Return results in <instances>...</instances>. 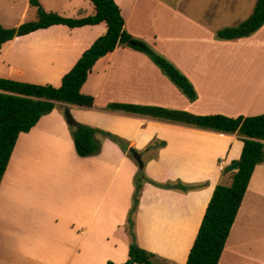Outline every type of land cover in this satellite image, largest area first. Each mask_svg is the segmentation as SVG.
<instances>
[{
  "label": "crops",
  "instance_id": "0c3cea01",
  "mask_svg": "<svg viewBox=\"0 0 264 264\" xmlns=\"http://www.w3.org/2000/svg\"><path fill=\"white\" fill-rule=\"evenodd\" d=\"M116 1L122 9L126 30L153 43L158 52L182 70L195 85L198 99L190 101L145 53L132 47L118 46L100 59L83 88L84 93L96 96V106L87 108L63 102L58 106L69 107L78 123L124 140L128 149L113 138L97 134L102 141L101 152L80 156L68 124L59 122L61 116H56L57 125L56 119L53 123L45 122L51 115L44 116L30 132L22 133L0 186V264H85L84 260L95 259L98 248H109L128 260V241L114 239L117 227L104 236L96 228L102 211L110 216L113 203H121L125 191L130 203L133 185L128 190L119 182L126 167L131 169L132 179L139 168L130 148L142 153L146 174L168 186L147 184L143 188L135 217L139 245L160 260L186 264L214 191L219 183L231 181V172L224 170L241 158L244 142L238 134L114 111L108 105L161 106L198 115L231 117L264 114V76L239 74L244 67L264 65V26L251 37L220 40L217 31L235 25L214 28L211 21L216 5L212 15L208 12L205 18L196 19L187 9L163 4L167 14L148 13L147 20L151 19L148 23L153 28L147 35L129 27L132 19L142 13L137 10L139 0ZM30 8L36 9L28 0L17 26L25 22ZM97 26H65L86 36L82 42H90L82 46L70 38L67 44L45 43L41 47L45 52L42 62L55 64L65 60L66 66L72 64V69L92 46L86 29ZM17 38L20 37L7 44L5 59L11 57ZM39 46L28 51L37 55ZM38 57L41 59V55ZM39 61L37 57L33 59L34 64ZM5 67L3 62L0 77L5 75ZM71 69L52 73L64 77ZM43 72L38 70V74ZM39 80V75L38 79H25ZM156 141L165 145L150 149ZM48 151H56L57 155L50 156L45 163ZM263 164L256 167L253 177ZM172 184L176 187H170ZM180 184L191 189L183 191ZM250 186L251 183L248 191Z\"/></svg>",
  "mask_w": 264,
  "mask_h": 264
},
{
  "label": "trees",
  "instance_id": "16d2710c",
  "mask_svg": "<svg viewBox=\"0 0 264 264\" xmlns=\"http://www.w3.org/2000/svg\"><path fill=\"white\" fill-rule=\"evenodd\" d=\"M95 11L83 18L65 17L47 11L40 0H30L37 10L38 19L25 21L18 28H6L0 22V51L16 37H24L53 26H67L71 29L106 24L107 32L88 48L74 67L64 75L62 84L42 85L0 77V186L22 133L30 132L45 115L54 111L57 103L63 102L82 107L96 106V96L83 92L84 85L100 59L118 46L126 45L145 53L160 70L176 85L190 101L198 99L195 85L170 59L156 51L145 41L134 37L125 28V18L116 0H91ZM264 26V0H258L253 14L242 23L220 29L216 37L220 40H238L251 37ZM136 44V45H135ZM114 111L151 116L174 123L185 124L226 134H238L244 142L238 171L231 173V181L219 183L207 207L202 225L186 264H220L232 228L245 200L253 174L258 165L264 163V114L231 117L224 114L198 115L186 110L161 106L111 103L107 107ZM76 127L73 138L80 156H92L101 152L102 141L97 134L123 141L97 127L87 124ZM165 142L156 141L150 149H157ZM236 162V161H235ZM134 202L128 218L129 259L124 263L108 261V264H155L158 256L141 247L135 234L133 216L137 213L144 183L165 186L150 179L144 167L138 164ZM225 168L224 172L228 171ZM183 191L190 186L180 184Z\"/></svg>",
  "mask_w": 264,
  "mask_h": 264
},
{
  "label": "rangeland",
  "instance_id": "374dc122",
  "mask_svg": "<svg viewBox=\"0 0 264 264\" xmlns=\"http://www.w3.org/2000/svg\"><path fill=\"white\" fill-rule=\"evenodd\" d=\"M27 1L28 0H0V22L4 27H20L17 25L25 10ZM256 1L257 0H235L234 3L232 0H139L137 10L142 13L138 14L139 17L137 19H132V21L129 23V27L150 35V33L152 32L151 29L153 27H151V25L148 23L151 21V19L147 20L148 13L157 12L167 14V10L163 7V4H165L166 6L177 7V9H180L182 11H185V9H187L188 11H190L192 17L196 19L205 18L206 13L208 12H211L212 15L215 10L213 7L216 5L217 8L215 10V13L213 14L211 21L213 22L214 28L226 27V25H236L247 20L252 15L256 5ZM41 5L48 11L58 13L65 17L73 18L87 17L92 15L95 11L94 4L91 2V0H41ZM60 8H63L64 10L69 9L71 12H62ZM127 13L128 12L126 9V14ZM37 19V10L33 8H30V10L27 11L24 17V21H35ZM86 30L88 36L91 38V41L93 40V42H91V45H93L101 35L106 33L107 28L105 24H102L101 26L91 27L90 29L87 28ZM78 32L80 31L71 30L65 26H59L53 28L50 31L47 30L39 32L35 35L17 38L13 45L14 49L10 58L5 59V53L7 52L8 45H6L0 52V65L3 62H5L6 64L5 75L2 77L25 81V79H38L39 75L40 80L37 82L32 81L31 83L42 85L51 84L59 87L62 84L63 77H59L58 73H52V71L58 69L60 71H66V69H71L70 67L72 66V64H68L66 66L67 62L65 60H61L57 63L55 62V64L47 61L42 62V55L45 52L41 50V47L44 46L45 43L49 44L62 42L67 44V42H70V38L73 39L72 41H78L77 43L80 42L82 46L83 44L90 42V40L82 42L81 40H83L86 36H83L82 33L79 34ZM141 40L148 43V45L152 46L157 51L156 46L153 43L142 38ZM38 45L40 46L38 48V51L36 52L37 55L35 53L33 54L32 51H28L31 50L32 47H37ZM38 55H41V59L38 57ZM35 57L40 60L38 64H34L33 62V59H35ZM38 70H44V72L38 74ZM25 71H29V73L26 74ZM239 74H256L259 77L262 75L264 76V65L244 67L243 69H241ZM86 91H88V88H85V92ZM68 110L69 107H63L60 105L58 106L57 103L54 112L45 115H51L52 118L47 119L45 122L53 123L56 119V125L59 122L67 123L69 130L73 133L76 130V127L70 125L67 121ZM56 116H61L62 121L58 122ZM116 142L124 149V145L122 144L123 141ZM43 150L44 149H41V151L39 152L41 153V156L43 154ZM130 154L132 157H134L132 153ZM45 155L46 156L44 158L48 157L45 163H48L49 157L56 156L57 153L56 151H48L45 152ZM134 159L136 160L135 157ZM138 171L139 168L134 179H132L131 177V169L129 167H126L121 174V179L119 180V182H123L125 184V187H128V190L130 188V185H133V192L130 197V203L129 198H126L127 195H125L127 191H125L122 202H119L117 204L113 203L112 207H114V210L112 211V214L110 216L105 215L106 210L102 211V214L98 218L96 228L100 235L104 236L106 235L105 233H107V235L112 234L113 230L117 227L114 231L113 236L116 237H114V239H120V241H128V243L130 242L131 235L127 229L129 224L128 218L129 216H132L130 212L132 210L134 202V192L136 190V178ZM148 177L150 179L152 178L151 175ZM154 181L160 183L156 180ZM147 184L162 188L168 187L167 185L160 186L150 182H145L143 186L145 187ZM160 184H162V182ZM172 185L175 186V184ZM113 197H115V193ZM103 216H105V218H103ZM135 217L136 214L133 216L136 227ZM120 221H124L122 225L119 224ZM102 227H105V230ZM135 234L137 237L136 229ZM137 242L139 244L138 239ZM125 245L127 246V244ZM94 258L95 259L92 260H84L85 264H104V262L107 264L110 260L116 263H124L127 261L121 256V253L114 252L109 248H98L97 255ZM154 262L155 264H170L169 262L160 259ZM220 264H264V164L262 167L257 169L252 179L250 189L246 194L241 210L232 228L230 237L227 242V247L224 251Z\"/></svg>",
  "mask_w": 264,
  "mask_h": 264
},
{
  "label": "water",
  "instance_id": "95a60500",
  "mask_svg": "<svg viewBox=\"0 0 264 264\" xmlns=\"http://www.w3.org/2000/svg\"><path fill=\"white\" fill-rule=\"evenodd\" d=\"M136 45V44H135ZM67 121L70 125H78L79 123L76 121V119L74 118V116L72 115L71 111L68 110V115H67ZM131 153L134 155V157L136 158V161L139 163V165L141 167L145 166L144 160H143V156L142 153L139 152L137 149L135 148H130ZM240 167V162L236 161L233 164H231L228 168V171L234 172V171H238ZM175 188L176 186H170Z\"/></svg>",
  "mask_w": 264,
  "mask_h": 264
},
{
  "label": "bare ground",
  "instance_id": "6f19581e",
  "mask_svg": "<svg viewBox=\"0 0 264 264\" xmlns=\"http://www.w3.org/2000/svg\"><path fill=\"white\" fill-rule=\"evenodd\" d=\"M261 88L264 89V86H262Z\"/></svg>",
  "mask_w": 264,
  "mask_h": 264
}]
</instances>
